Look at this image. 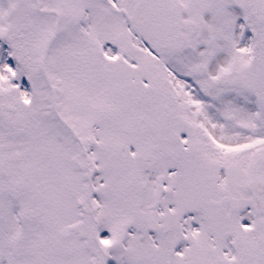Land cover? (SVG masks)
Instances as JSON below:
<instances>
[{"label":"snow or ice","instance_id":"6c2138e0","mask_svg":"<svg viewBox=\"0 0 264 264\" xmlns=\"http://www.w3.org/2000/svg\"><path fill=\"white\" fill-rule=\"evenodd\" d=\"M0 264H264V0H0Z\"/></svg>","mask_w":264,"mask_h":264}]
</instances>
